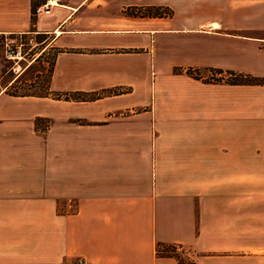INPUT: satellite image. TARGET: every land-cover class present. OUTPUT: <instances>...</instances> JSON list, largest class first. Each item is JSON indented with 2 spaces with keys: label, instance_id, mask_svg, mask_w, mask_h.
<instances>
[{
  "label": "crops",
  "instance_id": "0c3cea01",
  "mask_svg": "<svg viewBox=\"0 0 264 264\" xmlns=\"http://www.w3.org/2000/svg\"><path fill=\"white\" fill-rule=\"evenodd\" d=\"M44 1L0 0V34L37 30L56 51L38 59L58 93H0V264H180L172 243L186 264H240V247L264 264V0H58L35 16Z\"/></svg>",
  "mask_w": 264,
  "mask_h": 264
},
{
  "label": "rangeland",
  "instance_id": "374dc122",
  "mask_svg": "<svg viewBox=\"0 0 264 264\" xmlns=\"http://www.w3.org/2000/svg\"><path fill=\"white\" fill-rule=\"evenodd\" d=\"M162 12H165V9H162ZM40 55L42 57L50 58L56 55V51H45L39 54V57H41ZM12 67L13 62L4 57L0 47V93H8L10 96L15 97H12L13 100L9 101L10 103L18 104L20 102L21 104H24L31 96L38 97L40 100H44V97L46 96L51 98L58 96V93L54 92L51 88L53 59H35L30 64L23 62L17 71H13ZM80 98H82V96L77 95L76 92L66 93L64 95V99L69 100V103L72 106V110H68L69 119L72 122L80 120L77 118L76 106V103ZM90 98H92V96H90ZM0 102L2 103L3 101L1 100ZM31 106H35L37 109H44L43 103L37 104L31 102ZM31 118L34 120L35 127L42 131V134L52 120V118H46L43 116ZM167 248H170V245H168ZM190 251L191 255H193L191 249ZM251 254V248L240 247V264H251Z\"/></svg>",
  "mask_w": 264,
  "mask_h": 264
},
{
  "label": "built area",
  "instance_id": "2783aa9c",
  "mask_svg": "<svg viewBox=\"0 0 264 264\" xmlns=\"http://www.w3.org/2000/svg\"><path fill=\"white\" fill-rule=\"evenodd\" d=\"M58 4V0H45L34 8L33 14L37 17L49 15L52 8ZM41 34L37 30L14 31L0 34V47L4 57L13 62V71H17L23 62L30 64L35 59H38L39 54L42 53L44 44V38H40ZM166 253L181 259H188L191 255L190 249L181 243L170 244V248ZM76 264L90 263L85 258L78 257Z\"/></svg>",
  "mask_w": 264,
  "mask_h": 264
},
{
  "label": "trees",
  "instance_id": "16d2710c",
  "mask_svg": "<svg viewBox=\"0 0 264 264\" xmlns=\"http://www.w3.org/2000/svg\"><path fill=\"white\" fill-rule=\"evenodd\" d=\"M162 9H165V12H162ZM124 13L128 16H139V17H170L172 15V11L170 9L164 8L162 6H131L127 7L124 10ZM229 78L228 81L232 83H242V84H252V83H261L262 80L259 78L251 77L244 74H234V73H228ZM233 76V77H232ZM166 250H169V248L166 247ZM178 258L180 261V264H186L183 259ZM187 264H194L192 262H188Z\"/></svg>",
  "mask_w": 264,
  "mask_h": 264
}]
</instances>
